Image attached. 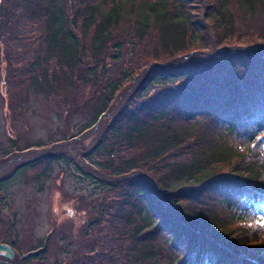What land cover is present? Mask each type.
Returning <instances> with one entry per match:
<instances>
[{
  "label": "trees",
  "instance_id": "1",
  "mask_svg": "<svg viewBox=\"0 0 264 264\" xmlns=\"http://www.w3.org/2000/svg\"><path fill=\"white\" fill-rule=\"evenodd\" d=\"M263 24L264 0H0L8 92L98 90L88 124L48 149L80 140L137 81L124 67L113 72L130 55L116 31L135 48L152 36V55L169 57L145 71L79 159L11 141L5 158L29 159L0 176V190L64 158L106 189L91 243L54 264H264L251 223L264 221ZM183 80L192 84L175 86ZM46 250L33 246L19 263L42 264Z\"/></svg>",
  "mask_w": 264,
  "mask_h": 264
},
{
  "label": "rangeland",
  "instance_id": "2",
  "mask_svg": "<svg viewBox=\"0 0 264 264\" xmlns=\"http://www.w3.org/2000/svg\"><path fill=\"white\" fill-rule=\"evenodd\" d=\"M23 17L24 22L30 24L29 18ZM122 33V30L116 31V37L119 39L115 38L114 41L119 40L121 45L130 49V55L123 59L118 68L117 65L116 68L113 67V72L124 67L127 71L137 74V81L126 85L122 94H116L110 109L100 118V123L95 128L82 134L80 140L73 138L60 147L46 148L51 139L59 140L64 135L71 136L88 124L93 113L89 110L98 101L95 99L98 90L91 88L84 97L80 96V93L70 92L46 99L26 85L12 94L8 92L1 72L0 176L8 174L10 169L19 166L24 159H29V155L25 153L5 158L4 154L10 150L12 140L17 148L29 145L30 148H36V153L31 155H51L59 152L66 153L70 159H79L83 152L94 146L103 134L104 126L114 119L115 114L126 102V97L143 78L145 71L169 60L164 53H158L161 55L159 58L152 55V36L139 42L135 48L131 45L130 37L121 38L124 36ZM210 37H213L212 34ZM1 68L3 71L4 63H1ZM191 82L192 80H183L175 86L185 88L192 84ZM57 112H63L64 116L62 113L59 119ZM64 159L53 160L50 170L38 179L35 178L34 171L30 170L25 175L11 179L4 189L0 190V244L14 242L16 245L13 259L9 260L0 255V264L13 260L18 262L16 264H21V257L33 246L41 244L42 248L46 246L47 249L42 264H54L56 261L65 260L71 252L83 250L87 243H91V236L97 231L91 230L89 226L96 224L100 219L102 204L107 205L109 202L105 201L106 195H103L106 189L101 188L87 175H82L70 159ZM85 169L89 170V167L85 165ZM251 223L258 226L257 231H262L260 236L264 239V221L259 219ZM100 228L101 226L97 230ZM23 264L38 263L34 260Z\"/></svg>",
  "mask_w": 264,
  "mask_h": 264
},
{
  "label": "water",
  "instance_id": "3",
  "mask_svg": "<svg viewBox=\"0 0 264 264\" xmlns=\"http://www.w3.org/2000/svg\"><path fill=\"white\" fill-rule=\"evenodd\" d=\"M0 255L5 256L9 260H12L14 257V251L9 245L5 243H1L0 244Z\"/></svg>",
  "mask_w": 264,
  "mask_h": 264
}]
</instances>
